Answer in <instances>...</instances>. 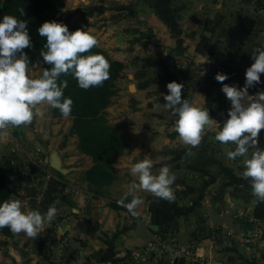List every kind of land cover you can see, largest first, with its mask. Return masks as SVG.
<instances>
[{"label": "crops", "instance_id": "1", "mask_svg": "<svg viewBox=\"0 0 264 264\" xmlns=\"http://www.w3.org/2000/svg\"><path fill=\"white\" fill-rule=\"evenodd\" d=\"M79 4L107 15L111 26L92 25L87 31L115 60L135 59L129 70H137L123 75L107 108L127 150L119 155L113 167L115 179L105 189L112 192L118 186L121 196L105 191L95 197L88 189L71 185L75 192L71 228L65 236L61 233L69 249H61L62 256L71 257L68 264H166L151 252L163 236L176 247H193L198 262L264 264V241L256 248L242 242L247 225L253 226L252 218L264 232V219L254 215L264 194V177L259 183L254 169H249L248 184L236 188L238 194H226L225 189L218 191L201 181L205 172L201 160L209 151L196 144L184 150L177 147L184 140L178 136L182 128H210L217 137V130L229 125L234 150H245L264 167V0H81ZM134 16L144 29L128 24V17ZM145 31L150 38L141 43ZM165 51L191 63L185 67L188 76L165 73L161 60ZM137 64L147 70L139 71ZM152 64L159 75H152ZM0 71L2 76L9 73L6 67ZM1 80L0 108L7 94ZM168 83L166 94L162 84ZM211 155L223 157L218 146ZM59 171L62 178L70 170ZM61 178H55L60 189ZM128 196L134 197L130 210L113 207L123 205ZM197 261L186 259L185 264Z\"/></svg>", "mask_w": 264, "mask_h": 264}, {"label": "rangeland", "instance_id": "2", "mask_svg": "<svg viewBox=\"0 0 264 264\" xmlns=\"http://www.w3.org/2000/svg\"><path fill=\"white\" fill-rule=\"evenodd\" d=\"M3 1L0 0V11ZM62 1L63 6L58 16L71 18L86 31L92 25L100 28L112 25L107 22V15L100 16L101 12L96 8L89 10L86 7L87 4H79L81 0ZM97 3L95 5H99ZM77 5H80L81 9H78ZM128 24L139 26L140 29L145 28L144 24L137 22L135 16L128 17ZM88 33L94 40V34ZM144 33L146 37H143L141 43L150 38L146 31ZM16 37L17 34L7 26L0 13V70L5 67L9 70L6 76L0 75L7 93L6 98L3 99L4 104L0 108V165L10 163L12 171L9 177L14 197L13 207L5 214L12 234L8 236L0 234V264H68L71 262V257L62 256L65 252L62 253L61 249L68 250L69 242H63L61 233L65 236L71 228L72 206L75 199V192L71 185L81 186L89 191L87 173L95 164L93 158L81 149L79 137L72 132L73 117L70 115L55 117L52 97L47 92L39 91L38 81L43 65L18 59L13 47ZM130 41L132 42L133 39ZM95 43L97 44V41ZM164 53L161 60L162 66L166 69L165 73L170 76L169 72L173 71L180 76H185L182 72L186 65H189L186 59L174 56L175 54L170 56L168 51ZM109 55L111 56L110 53ZM171 59H174V65L170 63ZM134 60L131 58L125 62L120 61L124 64V69L115 84L116 93L121 78H125L123 75L135 73L137 70L133 67L129 70ZM152 65L154 66L152 75H159L157 65ZM137 67L139 71L147 70L142 65L137 64ZM126 83L128 84V81ZM170 85V83L162 84L166 94L170 90ZM115 97L116 95L111 102L115 100ZM107 117L110 122L109 114ZM181 119L184 118L181 117ZM228 126L223 131L217 130V137L210 128L208 130L198 127L182 128V133L177 134L184 136V140L182 143H177V147H183L182 150H184L196 144L199 150L209 151V155L201 160V167L205 170L200 176L201 181L209 186L211 184L216 186L214 189L218 191L225 189L226 194H238V190L235 189L248 184L249 175L251 177V172L248 170L254 167L249 161L248 152L240 148H235L236 152L234 151L232 128ZM205 136L208 137L206 141H204ZM190 137H195L196 141L191 143ZM216 146L222 150L223 157L215 158L211 155L215 152ZM126 150L127 145L121 153ZM55 153L59 156L62 169L70 170L62 178L60 171H56L52 165V155H56ZM120 154H113L111 157L114 179L113 167ZM100 163H103V160ZM78 166L79 170L71 171ZM73 173L76 174L73 175ZM56 177L64 181L62 189L59 188V180L55 181ZM256 179V181L259 180L257 176ZM93 188V192L101 191L105 194L107 191L118 198L121 196L118 186L111 190L112 192H109L107 188H97V185H93ZM247 212L244 214V219L248 217ZM61 220L68 221V224L65 221V226H62ZM252 227L250 224L247 225L249 230Z\"/></svg>", "mask_w": 264, "mask_h": 264}, {"label": "trees", "instance_id": "3", "mask_svg": "<svg viewBox=\"0 0 264 264\" xmlns=\"http://www.w3.org/2000/svg\"><path fill=\"white\" fill-rule=\"evenodd\" d=\"M62 6V0H4L0 13L17 34L13 47L18 59L43 65L38 89L52 97L54 116L73 117L72 132L95 164L87 179L89 191L98 197L104 193L93 192V185L103 189L114 181L111 157L120 154L126 146L122 132L107 119V108L117 94L115 84L124 64L99 47L81 25L58 16ZM187 70L182 72L185 76ZM249 161L263 184L264 167L254 162L253 155ZM11 171L10 163L0 165V234L7 236L12 234V229L5 214L14 205ZM133 201L134 197L128 196L123 205L113 207L130 210ZM254 215L258 220L264 219V194L257 200Z\"/></svg>", "mask_w": 264, "mask_h": 264}, {"label": "built area", "instance_id": "4", "mask_svg": "<svg viewBox=\"0 0 264 264\" xmlns=\"http://www.w3.org/2000/svg\"><path fill=\"white\" fill-rule=\"evenodd\" d=\"M264 51V39L261 44ZM174 59L170 60V63L174 65ZM179 68H182L178 65ZM253 224L252 229L248 230L242 235V242L248 247H259L264 241V232L254 221V218L250 220ZM152 254L158 259V261L165 262L166 264H176L179 258H185L192 261H197L193 254V247L179 248L176 247L171 241L165 239L163 236H159L156 240V244L151 248ZM202 264H208L207 261L201 262Z\"/></svg>", "mask_w": 264, "mask_h": 264}, {"label": "water", "instance_id": "5", "mask_svg": "<svg viewBox=\"0 0 264 264\" xmlns=\"http://www.w3.org/2000/svg\"><path fill=\"white\" fill-rule=\"evenodd\" d=\"M55 156V155H54ZM52 165H53V167L55 168V169H58V170H60V160L57 158V159H55V157H54V159H53V163H52ZM177 263H179V264H185V262H186V259L185 258H180V259H178V261H176Z\"/></svg>", "mask_w": 264, "mask_h": 264}]
</instances>
